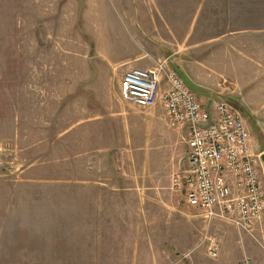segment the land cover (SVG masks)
I'll list each match as a JSON object with an SVG mask.
<instances>
[{
	"label": "rangeland",
	"instance_id": "374dc122",
	"mask_svg": "<svg viewBox=\"0 0 264 264\" xmlns=\"http://www.w3.org/2000/svg\"><path fill=\"white\" fill-rule=\"evenodd\" d=\"M8 1L0 0V38L21 42V122L0 132V264L216 261L202 218L169 188L187 152L184 130L167 126L157 101H123L118 83L132 67L205 56L210 87L239 92L243 101L230 104L251 113V152L260 153L264 0H21L16 26ZM215 101L223 100L209 108ZM189 228L196 249L175 238ZM219 231H227L224 264H264V234L240 238L215 222L204 229Z\"/></svg>",
	"mask_w": 264,
	"mask_h": 264
},
{
	"label": "built area",
	"instance_id": "2783aa9c",
	"mask_svg": "<svg viewBox=\"0 0 264 264\" xmlns=\"http://www.w3.org/2000/svg\"><path fill=\"white\" fill-rule=\"evenodd\" d=\"M118 89L123 101L138 108L160 100L167 126L184 130L186 162L170 174L169 188L179 191L185 205L202 218L208 256L214 258L220 250L219 236L204 232L214 222L255 240L256 232L264 234V170L259 153L251 152L250 131L236 108L224 101L205 108L165 62L126 69ZM237 264L250 262L243 257Z\"/></svg>",
	"mask_w": 264,
	"mask_h": 264
},
{
	"label": "crops",
	"instance_id": "0c3cea01",
	"mask_svg": "<svg viewBox=\"0 0 264 264\" xmlns=\"http://www.w3.org/2000/svg\"><path fill=\"white\" fill-rule=\"evenodd\" d=\"M17 2H18V7L20 8V12H21V0H18V1L17 0H13V1L10 0V2L9 1L7 2L10 4L11 7L14 6V8H15V10H14V14H15L14 23L16 22L15 26L17 25ZM18 22L21 23V17H20ZM19 41H21V40H19ZM126 57L128 58L129 56H126ZM21 58H22L21 42H18L16 37H14L13 39L12 38H10V39L0 38V132L2 134L5 133L4 131L6 128L8 130V133L11 131H12V133H16L17 121L21 122L20 117H19V120H17V101H18L17 95L19 94V91H21V88H22L21 73L19 72V69H17V67H18V65L21 64ZM180 58H181V60L179 58H176V60L179 64L181 70L187 74L188 78L193 83H196V85L201 86L202 92H204V89H213L214 90L213 86L210 87V84L213 83V81H208V79L204 76V73H203L204 72L203 70L209 71L208 69H205V68H208L206 66L207 61H208V60H206L207 57L203 56L200 59H195V58L190 57L189 59H187L188 56L187 57L182 56ZM128 60L131 61L132 58H128ZM143 67L140 66V68H143ZM224 82L227 83L226 80ZM221 90L225 95L229 96L233 100L237 101V99H240L241 101H243L241 99V96L239 95V92H237V94H238L237 96L233 95L234 93H232V96H231L230 94L232 91H229V90L227 91V90H223V89H221ZM197 94H199L201 96V99H198V100L203 102L204 106H205L207 96L205 94H201L198 92H197ZM7 95H11L12 97H7ZM158 103L161 105L160 100H157L156 104H158ZM238 103H239V101H238ZM244 104H246V103H244ZM154 107H155V105H154ZM245 109L247 110V108H245ZM18 113L20 116L22 115L21 106H18ZM247 113L252 117L251 113L248 110H247ZM252 119H253V117H252ZM244 121L246 122V126H247L248 125L247 120H244ZM250 141H252L251 134H250ZM110 149H111L110 147L105 148V149L104 148L99 149V151L103 152L101 157L104 158L103 154L107 153L108 150H110ZM114 156H115V159L118 157L116 150L114 151ZM185 162H186V158H185V156H183L181 163H179V165L184 166L183 164H185ZM103 183L104 182H101V184H103ZM81 188H82V186H80V189ZM182 201H183V199H182ZM183 204L185 207H187L185 205L184 201H183ZM188 210L191 212L190 215H196L195 209L189 208ZM215 223H217L218 225L220 224V222H215ZM221 224H223V223H221ZM223 225H225V224H223ZM191 232H192L191 228H189V230H184V232H182V230L181 231L178 230L176 232L177 234H176L175 238L177 240L183 241V237H184V240H187V242H189L190 245H193V248H194L195 244L192 243L193 242V238H192L193 236L191 235ZM226 232L224 234V232L221 233L219 231V233L221 235L222 244L220 246V250L218 253V257H217L218 259L216 260V258H215L216 261H214V260L213 261H202L203 264H224L223 263V257L226 254L225 251H226V246H227V244H226L227 237L225 239V236L227 234ZM238 234H239L240 238H241V236L245 235V234L239 233V232H238ZM195 235L197 237L196 233H195ZM223 238L225 240L224 242H223ZM198 240H199V237L196 238V241H198ZM193 248L191 249V251L196 249V248H194V249ZM180 253H182V252H180ZM197 253H200V251H197ZM201 253H202V251H201ZM193 255H195V254H193ZM203 255L205 256V253ZM205 257L208 258L207 256H205ZM192 264H194V261Z\"/></svg>",
	"mask_w": 264,
	"mask_h": 264
},
{
	"label": "water",
	"instance_id": "95a60500",
	"mask_svg": "<svg viewBox=\"0 0 264 264\" xmlns=\"http://www.w3.org/2000/svg\"><path fill=\"white\" fill-rule=\"evenodd\" d=\"M172 68L177 72V74L182 78V80L184 81V83L195 93H201V94H205L207 96V100L205 103V108L208 107L209 102L215 97L216 99H220L223 100L224 102L227 103H232V102H236V100H233L232 98H230L229 96L225 95L223 92L220 91H215L213 89H204V92L201 91V86L196 85V83H193L187 76V74L181 70L180 66L178 63L173 64ZM231 105V104H230ZM241 108L244 106L242 105V103L238 104ZM241 110V109H240ZM246 115V112H244ZM243 115V114H242ZM244 116V115H243ZM250 117V116H249ZM251 118V117H250ZM249 119V118H248ZM252 119V118H251ZM250 120V119H249ZM259 160L263 166V170H264V148L260 151L259 153Z\"/></svg>",
	"mask_w": 264,
	"mask_h": 264
},
{
	"label": "flooded vegetation",
	"instance_id": "af4514ba",
	"mask_svg": "<svg viewBox=\"0 0 264 264\" xmlns=\"http://www.w3.org/2000/svg\"><path fill=\"white\" fill-rule=\"evenodd\" d=\"M238 108H239V110L241 109L240 112L244 115L243 117L245 118V120H247V121L251 122L253 125H255L254 120L251 119L252 117H251L250 115H246V114L244 113V112L247 113V110H246L245 108H243V107L241 108L239 105H238ZM247 114H248V113H247ZM249 116H250L251 118H250ZM248 118H249L250 120H249Z\"/></svg>",
	"mask_w": 264,
	"mask_h": 264
}]
</instances>
